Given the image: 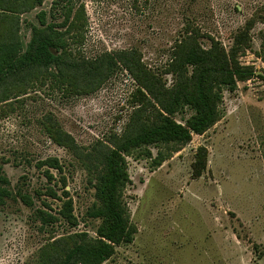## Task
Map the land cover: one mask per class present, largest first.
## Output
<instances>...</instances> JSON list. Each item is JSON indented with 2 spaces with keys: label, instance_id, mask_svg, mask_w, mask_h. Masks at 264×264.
I'll return each mask as SVG.
<instances>
[{
  "label": "rangeland",
  "instance_id": "1",
  "mask_svg": "<svg viewBox=\"0 0 264 264\" xmlns=\"http://www.w3.org/2000/svg\"><path fill=\"white\" fill-rule=\"evenodd\" d=\"M58 1L0 0V44L15 38L24 50L44 12L45 24L68 31L74 59L134 51L170 88L168 64L187 34L203 48L213 40L230 51L245 32L237 60L253 76L222 90L216 122L184 145L152 144L124 156L122 196L134 233L103 264H264V0H62L52 9ZM138 89L117 61L94 87L51 73L4 91L0 175L10 197L0 204V264H52L64 248L97 239L101 220L91 214L102 170L93 149L123 134L144 105ZM193 114L182 107L171 119L184 125ZM55 129L75 151L57 143ZM66 202L71 223L61 216Z\"/></svg>",
  "mask_w": 264,
  "mask_h": 264
},
{
  "label": "trees",
  "instance_id": "2",
  "mask_svg": "<svg viewBox=\"0 0 264 264\" xmlns=\"http://www.w3.org/2000/svg\"><path fill=\"white\" fill-rule=\"evenodd\" d=\"M61 2L53 3L52 9ZM33 3L37 7L42 0H33ZM44 17V12L38 14L42 28L32 29V38L24 50L15 38L0 44V101L6 97V94L3 95L6 89L29 85L42 74L55 73L62 79H73L79 89L97 86L109 75L117 61L134 77L139 85L138 93L144 100V105L133 112L119 138L109 145L99 144L93 149L94 166L102 170L95 184L99 206L91 214L101 220L97 239H82L71 248H64L63 254L58 255L52 263L103 264L113 255L114 247L130 243L134 233L129 226L122 196L128 181L124 156L131 150L152 144L184 145L191 140L192 134L201 135L216 122L222 90L232 91L237 82L253 76V71L241 66L237 60L240 37H244L245 32L236 36V43L230 51L213 40L208 48H203L197 41V35L187 34L176 45L168 64V73L173 75L175 81L167 88L161 79L144 68L134 51L105 53L94 61L74 59L68 50V31H56V26L45 24ZM148 107L152 110L150 115L146 114ZM182 107L194 111L184 125L171 119L175 111ZM51 133L58 144L76 150L68 134L59 129ZM49 165L62 171L56 159H49ZM46 175L47 179H52L51 174ZM61 181L65 185L64 178ZM8 184L1 174L0 204L10 197L6 189ZM49 192L56 197L52 188ZM70 209V203L66 202L61 214L68 223L74 222L69 214ZM57 242L62 243L61 240Z\"/></svg>",
  "mask_w": 264,
  "mask_h": 264
}]
</instances>
